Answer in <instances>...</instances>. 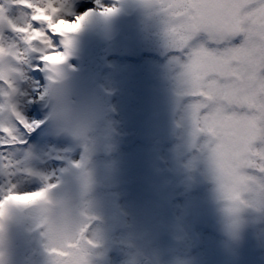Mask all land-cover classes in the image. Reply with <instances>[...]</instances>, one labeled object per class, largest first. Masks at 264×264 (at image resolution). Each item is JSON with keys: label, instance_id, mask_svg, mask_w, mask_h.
Listing matches in <instances>:
<instances>
[{"label": "bare ground", "instance_id": "1", "mask_svg": "<svg viewBox=\"0 0 264 264\" xmlns=\"http://www.w3.org/2000/svg\"><path fill=\"white\" fill-rule=\"evenodd\" d=\"M33 2L39 3V0ZM70 2L65 0V7ZM4 3L5 0H0V5ZM76 3L84 10L72 22L85 9H91V14L69 33L79 49L63 50L53 43L63 57L55 65L42 60L46 51H32L35 42L26 44L23 34L12 32L8 26L0 27V46L7 44L17 50L16 75L36 67L37 73L31 76L43 93L32 104L27 100L34 92V85L21 79V83L9 81L17 96L12 103L14 115L5 117L0 113V129L7 128V134H19L20 138L13 139L0 131V144L19 153L24 147L30 148L38 136L39 144L46 148L75 154L62 159L64 165L55 170L33 167L28 173L35 179L27 184L23 171L29 167L18 162L1 164L4 160L0 150V170H9L8 176H17L15 180L8 177L2 183L11 189L9 194L22 196L29 191L60 189L73 170L85 169L92 179L94 209L89 223L96 238L100 264H264V213H248L239 242L232 243L222 232L216 203L211 200L216 191L214 181L208 184L202 198L193 192H183L185 197L181 202L190 213L178 211L168 216L164 202L173 190L159 189L143 179L150 177L145 167L148 164L154 167L153 158L145 155L140 147L121 156L109 150L117 133L124 131L130 132V136L140 132L154 142L165 125L163 111L174 96L170 90L183 94L181 69L174 71L176 84L169 90L163 83L164 64L156 60L163 49L169 50V56L172 53L179 56L165 35L164 15L158 8L149 7L145 0H138L137 8L130 0ZM105 9L114 11L105 12ZM14 13L7 10L6 19L22 27L14 21ZM73 13L69 11L62 17L68 19ZM202 39L207 37L202 35ZM206 46L210 50L214 47ZM140 54L141 59L135 62L134 56ZM3 86L7 89L5 83ZM6 89L0 85V107L7 95ZM54 90L65 93L87 112L88 120L82 132L54 128L50 119L52 105L49 111L41 113L37 124H26L32 119L29 115L32 107L44 110L45 97ZM188 110L187 100L180 114L184 121ZM183 141L181 136L179 142ZM83 153L90 155L82 160ZM207 170L213 175L209 156ZM45 172H54L55 178L48 182L42 178ZM253 223L256 224L254 232L261 238L260 251L255 250V243L251 241L249 226ZM194 226L199 231L190 230ZM178 237L182 242H177ZM0 264H48L46 234L27 203H15L2 216Z\"/></svg>", "mask_w": 264, "mask_h": 264}, {"label": "snow or ice", "instance_id": "2", "mask_svg": "<svg viewBox=\"0 0 264 264\" xmlns=\"http://www.w3.org/2000/svg\"><path fill=\"white\" fill-rule=\"evenodd\" d=\"M10 2L30 9V21L46 25L47 30L34 27L31 22L23 27L12 24L6 19L3 5L0 24L6 21L12 32L23 34L26 44L38 42L48 50L42 60L53 65L63 59L53 46V38L66 37L91 14V9H85L75 22H69L59 18L65 0ZM145 2L165 17L168 43L179 53L176 62L192 122L198 134L209 137V159L226 175L255 179L238 174L237 169L259 167L264 171V148H253L257 140L264 142V0ZM111 11L114 9H105ZM202 35L207 39H202ZM208 44L214 47L210 50ZM42 194L9 195L0 202V208Z\"/></svg>", "mask_w": 264, "mask_h": 264}, {"label": "clouds", "instance_id": "3", "mask_svg": "<svg viewBox=\"0 0 264 264\" xmlns=\"http://www.w3.org/2000/svg\"><path fill=\"white\" fill-rule=\"evenodd\" d=\"M11 8L10 0H5V14ZM7 26L6 21L0 24V27ZM17 62L15 47L7 44L0 46V80L7 85V95L3 97L0 113L5 117L14 115L11 103L14 91L9 81L15 79L13 67ZM51 104L50 119L54 128L69 132L83 131L88 120L83 108L59 90L51 94ZM6 129L0 131L7 134ZM209 161L216 185L215 203L222 232L230 242L238 243L248 213H264V171L259 167L239 168L238 174L255 177L241 180L236 175H226ZM92 193L90 175L85 169H79L66 177L63 188L45 191L25 202L8 204L27 203L32 207L40 228L46 234L48 264H100L96 238L92 236V224L89 223L94 209ZM6 208L7 205L0 208V216H5Z\"/></svg>", "mask_w": 264, "mask_h": 264}, {"label": "water", "instance_id": "4", "mask_svg": "<svg viewBox=\"0 0 264 264\" xmlns=\"http://www.w3.org/2000/svg\"><path fill=\"white\" fill-rule=\"evenodd\" d=\"M168 51V49L161 50L157 54L156 60L164 64L163 83L169 89L173 88L174 83L176 84L174 71L180 70V67L176 62L179 56H175L173 53L169 56ZM170 91L174 96L168 100L163 111L165 125L156 140L149 141L150 137L145 138V134L140 132L130 136V132L124 131L117 133V138L113 141L112 152L114 155L121 156L131 149L140 147L145 155H150L153 158L151 161L154 167L149 164L145 167V172L150 177L143 179L154 183L159 189L173 190L164 202L167 215L173 216L178 211L190 213L188 210H184L185 204L181 202L185 197L183 192H193L198 198H202L207 192L208 184L214 181V177L207 170L209 153L206 144L209 137L196 132L189 110L186 113V121L182 120L180 114L187 105V98L183 94H178L177 90L176 92ZM117 110L119 111L118 107ZM181 136L184 138L183 142H179ZM253 148L260 151L264 148V142L257 140L254 142ZM257 162L259 163V161ZM132 188L129 189L130 193ZM213 196L211 200L215 201V194ZM249 227H252L250 237L253 233L256 237L255 240H251L255 243V250L260 251L261 238L254 232L256 224L253 223ZM190 230L199 231L195 226ZM176 240L182 242L180 237Z\"/></svg>", "mask_w": 264, "mask_h": 264}, {"label": "rangeland", "instance_id": "5", "mask_svg": "<svg viewBox=\"0 0 264 264\" xmlns=\"http://www.w3.org/2000/svg\"><path fill=\"white\" fill-rule=\"evenodd\" d=\"M70 4L66 7H64V10L60 13V17L59 18H63L62 14L68 15L69 11H73L74 13L69 16L68 20L69 22H72L73 19L76 17L77 14H80L81 10L83 11L84 9L79 6V4H77L76 2H78L79 0H70ZM131 4L133 7L137 8L135 6V4L138 3V0H130ZM67 5V4H66ZM118 3L115 5L117 6ZM11 11H13L14 15H13V19L15 22H18V24H20L22 27L26 25V23H33L34 27H38L41 30L45 31L46 25H42V24H36L35 22L30 21V17L32 15V12L29 13L30 9L27 8H23L22 6L19 5H13L12 4V8L9 9ZM65 19V18H63ZM54 41L53 43L57 45V47L59 49L65 50V49H79V45L78 43L75 41L74 37L71 34H68L66 37L65 36H56L53 38ZM33 48L38 49V52L41 51H48L47 49L43 48L38 42H35L33 44ZM32 52V51H31ZM13 71L16 72V67H13ZM37 73V69L34 66H31L30 70L23 73L22 75H15V79L11 80L12 84L14 83H21L20 79L23 82H31L34 85V92L31 95V97L27 100V102H32V104L35 103V101L38 99V97L40 95H42L43 93H41V91L39 90V88L36 86V84L34 83V79L32 78V74H36ZM16 74V73H15ZM28 77V78H27ZM44 82L46 83V77L44 78ZM4 81L0 80V85L6 89L4 86ZM46 91L49 92L48 88L46 87ZM53 92L51 91V94ZM50 94V95H51ZM50 95H48V97L46 96V102L44 103L45 108L44 110L40 111L37 110V107H32V109L29 111V115L32 117L31 120H29L28 122L26 121V124L28 125H34L37 124L42 117V112H46L49 111L51 104V97ZM17 96H15V92H14V96L12 97L11 103H14V101L16 100ZM13 106L15 104H12ZM2 116V115H1ZM7 136L13 138V139H19L20 136L19 134H7ZM41 138H38V136L32 140V144L29 147H24L23 149L19 150V153H16L17 151H15L12 147L6 146V145H1L0 144V150L1 151V156L3 158L4 161L1 160V164L8 162L10 164H16V162L22 164L25 167H29L27 169H25L23 172H25V179L27 180V184L31 183L34 181L35 176H31L28 172H30L33 167L35 168H44L47 170H55L61 166L64 165V162L62 159L66 158V157H70L71 155H75L72 154L70 152L67 151H59L57 149H49L46 148L45 145H40L39 144V140ZM34 145H37L36 148L34 149ZM7 149V151L5 150ZM77 160V159H76ZM44 164V165H43ZM49 173V174H48ZM9 170H0V202H2L3 200H6V198L10 195L9 194V187L5 184H2L3 182L6 181V179H8V177L10 179L15 180L17 178V176H8ZM45 175H43L42 173V178L45 179L47 178L48 182H51L55 176H54V172H45ZM56 182V181H55ZM54 182V183H55ZM53 184V183H52ZM30 193H33L35 191H29ZM19 194V193H17ZM21 195V194H20ZM5 205H7V208H11L15 205V203L13 204H8L6 203ZM2 219V216H0V221Z\"/></svg>", "mask_w": 264, "mask_h": 264}]
</instances>
